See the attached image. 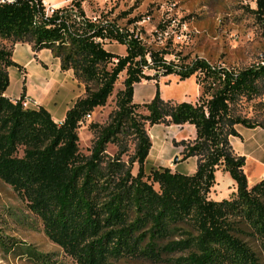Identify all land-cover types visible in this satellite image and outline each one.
I'll return each mask as SVG.
<instances>
[{
	"label": "trees",
	"instance_id": "obj_1",
	"mask_svg": "<svg viewBox=\"0 0 264 264\" xmlns=\"http://www.w3.org/2000/svg\"><path fill=\"white\" fill-rule=\"evenodd\" d=\"M85 1L71 0L49 12L43 0L0 6V40L9 46L0 47V180L26 201L48 238L79 264L175 254L181 256L169 260L172 264H264L242 239H254L264 259V178L248 186L245 159L229 142L239 137L236 126L264 130L263 124L232 113L241 98L264 91V66L230 71L204 60L178 65L165 59L170 52L147 47L139 34L116 22L89 19ZM257 7V13L264 12V0ZM112 42L125 47L124 56L105 49ZM17 43L31 45L33 52L50 51L60 70L71 71L83 86V96L60 125L43 107L24 109L25 82L18 99L5 95L8 69L23 71L13 61ZM122 73L116 110L106 125H88L95 138L90 154H81L78 131L86 115L106 105ZM169 75L181 81L196 75L197 101L172 103L158 93L149 103L133 101L136 84ZM146 124L194 127L195 138L179 143L181 161L197 159L193 174L169 168L145 174L152 148ZM127 139L134 144L130 155ZM109 144L117 148L111 157ZM217 170L234 181L229 199L209 198ZM18 249L42 257L31 248Z\"/></svg>",
	"mask_w": 264,
	"mask_h": 264
},
{
	"label": "rangeland",
	"instance_id": "obj_2",
	"mask_svg": "<svg viewBox=\"0 0 264 264\" xmlns=\"http://www.w3.org/2000/svg\"><path fill=\"white\" fill-rule=\"evenodd\" d=\"M55 6L67 5L71 0H45ZM258 0H88L82 8L89 19H105L116 22L119 26L141 36L147 47L164 48L170 55L165 59L176 64H189L195 60H204L212 66H221L230 71H239L254 67L264 62V12L257 13ZM63 5V6H64ZM8 44V43H7ZM0 40V47H9ZM106 50L117 55H125V47L114 42L106 44ZM19 50L17 57H22ZM19 57V58H20ZM18 58V59H19ZM179 59V60H178ZM49 60H51L49 58ZM49 65L50 61H47ZM51 68V66H49ZM34 76L32 68L28 70ZM19 76H23L19 74ZM8 94L16 93L20 83L17 72L11 69ZM125 74L122 73L106 105L92 112L89 121L80 127L79 150L89 155L95 133L88 129L90 123L104 126L109 115L116 110L115 95L123 88ZM34 84L39 83L37 77L31 78ZM197 76L180 80L176 75L160 78L158 81H143L134 86L133 101L149 103L158 93L163 101L172 103L196 102L201 90L197 84ZM82 90L83 86L81 85ZM84 94V90H83ZM140 113L145 114L144 110ZM235 116L249 119L254 124L264 125V91L250 100L241 98L232 107ZM152 143L147 157L144 172L149 174L153 169L169 168L172 172L191 175L196 170L195 161L182 160L183 140H192V129L189 125L145 126ZM239 137L229 139L233 152L245 159L243 171L248 186H253L264 178V130L260 127L246 129L236 126ZM128 155L133 153L134 144L127 139ZM117 151L114 145L106 148L108 156ZM178 162L173 166V160ZM122 159L127 161V157ZM197 160V159H196ZM132 173L136 175L135 164ZM234 181L230 175L217 170L215 185L209 194L214 201L232 197ZM255 251L264 263L258 243L251 237L242 238ZM0 264H79L71 255L54 243L44 232L40 219L27 209L22 200L8 185L0 180ZM5 245V247H3ZM18 248H31L41 255L34 259L22 253ZM181 256L175 254L163 256L161 259H145L142 257H125L111 260L108 264H172Z\"/></svg>",
	"mask_w": 264,
	"mask_h": 264
},
{
	"label": "crops",
	"instance_id": "obj_3",
	"mask_svg": "<svg viewBox=\"0 0 264 264\" xmlns=\"http://www.w3.org/2000/svg\"><path fill=\"white\" fill-rule=\"evenodd\" d=\"M43 2L47 7H52V8L59 7V6H55V4L47 3L45 0H43ZM64 4L65 2L63 3V5ZM63 5H60V7ZM106 46L107 45H105V48ZM19 50H22L23 53L22 57L19 56L20 58L17 57V54H19ZM49 58L51 60H49ZM13 61L17 65L21 66L23 68V71H19L17 68L14 67L9 68L8 69L9 80L11 79L10 77L11 69H15L18 77L17 81L20 83V85L17 88L16 93H14L13 95H9L7 89L5 95L11 100L18 99L22 93L23 82H25L24 86L26 88V96L36 100L39 103V106L46 109L52 116L53 120L58 125H60L65 118L66 112L72 107L74 102L79 97L83 96L82 87L74 79L72 72L71 71L62 72L60 70L59 60L53 58L50 51L41 50L39 52H33L31 49V45L27 43H17L14 45ZM47 61H50L51 65H49ZM49 66H51V68H49ZM30 68H32L34 74V76L32 77H37L39 79L38 85L34 84L31 80L32 78L30 77L31 74L28 72ZM19 74H22L23 76H19ZM137 85L138 84H136L135 87ZM184 126L186 125L179 127H184ZM189 127L194 128L193 126L190 125ZM237 132L239 131L237 130ZM192 136H193L192 137L193 140L195 138V129H192ZM187 160L195 161L194 163L196 166L195 157L189 158Z\"/></svg>",
	"mask_w": 264,
	"mask_h": 264
},
{
	"label": "built area",
	"instance_id": "obj_4",
	"mask_svg": "<svg viewBox=\"0 0 264 264\" xmlns=\"http://www.w3.org/2000/svg\"><path fill=\"white\" fill-rule=\"evenodd\" d=\"M17 0H0V6L1 5H10V4H14ZM43 5L46 9V12H49V9L52 8V7H47L44 2H43ZM261 66H264V62H261L260 63ZM22 106L24 107V109H38L40 106H39V103L30 98V97H27L25 96L23 101H22ZM92 115L91 114H88L86 115L85 117V122L89 121L91 119Z\"/></svg>",
	"mask_w": 264,
	"mask_h": 264
},
{
	"label": "water",
	"instance_id": "obj_5",
	"mask_svg": "<svg viewBox=\"0 0 264 264\" xmlns=\"http://www.w3.org/2000/svg\"><path fill=\"white\" fill-rule=\"evenodd\" d=\"M177 162H178V156L174 158L173 163H172L173 166H175L177 164Z\"/></svg>",
	"mask_w": 264,
	"mask_h": 264
}]
</instances>
